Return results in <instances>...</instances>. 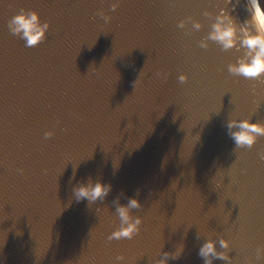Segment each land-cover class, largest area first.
<instances>
[{
    "label": "water",
    "instance_id": "water-1",
    "mask_svg": "<svg viewBox=\"0 0 264 264\" xmlns=\"http://www.w3.org/2000/svg\"><path fill=\"white\" fill-rule=\"evenodd\" d=\"M220 2L121 0L113 10L108 0H0V264H149L181 242L171 264H203L198 230L228 235L237 264L255 258L264 135L235 149L225 120L264 119V81L228 71L234 49L198 44L210 23L203 9ZM21 6L51 21L36 45L8 29ZM99 8L112 14L108 24ZM236 11L245 15L243 0ZM189 13L203 27L186 33L178 20ZM88 172L112 191L69 206L71 185ZM121 189L139 195L143 207L132 211L143 223L132 238L108 240Z\"/></svg>",
    "mask_w": 264,
    "mask_h": 264
},
{
    "label": "clouds",
    "instance_id": "clouds-1",
    "mask_svg": "<svg viewBox=\"0 0 264 264\" xmlns=\"http://www.w3.org/2000/svg\"><path fill=\"white\" fill-rule=\"evenodd\" d=\"M111 9L115 10L121 0H108ZM241 0H221L214 9H203V15L209 18L207 32L198 40L201 48L207 49L210 42L215 44L223 51L234 49L235 58L228 61V71L237 76H243L253 81H264V0H243L246 13L241 17L236 11L237 5ZM103 18L105 24L112 20V14L104 8L96 10ZM190 22V24H189ZM51 21L42 19L40 12L36 8L21 6L8 17V29L19 36L24 42L33 46L47 38V30ZM180 28L185 29L186 33L194 32L203 27V21L196 18L193 14L182 17L178 20ZM165 79L166 73H158ZM188 73L181 71L178 80L184 82L188 79ZM219 112V111H218ZM228 134L235 142V149L245 146L251 148L257 139L264 135V119H253V114L241 116L238 113H231L225 120ZM55 129H45L44 136L54 135ZM264 159V151L259 153ZM72 165V173L69 182L75 180L81 162ZM119 167V160L113 161V173ZM23 172V169L19 170ZM113 189L112 181L103 179L98 175L94 177L91 172L87 173L86 178L80 177L71 185V196L68 200L69 206L75 201L86 200L89 205L96 201L105 200ZM137 188L136 192L139 193ZM121 196H127L126 201H122ZM115 205L114 213L119 218V223L107 234V239L132 238L141 230L143 216L133 213V209L142 208V202L138 194H128L121 189L112 200ZM100 209L97 207L96 212ZM197 237L202 238L199 243L198 255L203 258V264H214L216 258L223 259L226 264H237L230 254L232 240L228 235L205 234L197 231ZM184 249L183 242L179 243L174 249L163 248L159 256L151 258L149 264H171L173 259H178ZM254 257H245V264H257L261 257H264V243H258L254 250ZM116 262L124 260V253H117Z\"/></svg>",
    "mask_w": 264,
    "mask_h": 264
}]
</instances>
